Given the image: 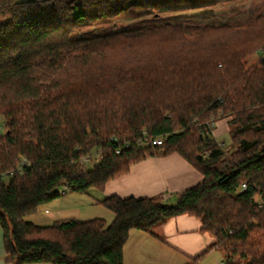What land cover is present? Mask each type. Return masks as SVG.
<instances>
[{"label": "trees", "instance_id": "trees-1", "mask_svg": "<svg viewBox=\"0 0 264 264\" xmlns=\"http://www.w3.org/2000/svg\"><path fill=\"white\" fill-rule=\"evenodd\" d=\"M241 1L0 0L6 262L125 264L132 230L154 235L157 225L188 214L215 241L187 264H201L215 249L223 251V264H264V14L242 27L207 23L195 37L169 22L77 35L82 24L135 8L161 16ZM254 53L257 62L245 67ZM216 115L231 117V153L213 136ZM145 130L164 143L138 145ZM169 154L202 174L174 204L112 194L97 199L113 213L110 222L27 220L64 193L93 196L133 164ZM86 155L101 158L88 167L81 162Z\"/></svg>", "mask_w": 264, "mask_h": 264}, {"label": "crops", "instance_id": "crops-1", "mask_svg": "<svg viewBox=\"0 0 264 264\" xmlns=\"http://www.w3.org/2000/svg\"><path fill=\"white\" fill-rule=\"evenodd\" d=\"M220 122L217 129L219 136L224 131V125H220ZM201 180L202 174L179 154L151 156L133 164L127 174L108 182L100 197L97 196L94 200L98 203L97 199L116 194L121 197L160 196L166 202H176L181 191L198 184ZM200 226L201 221L198 218L181 214L154 227V235L132 230L125 244L129 245L134 239L135 245L132 243L129 247L131 250L129 260L143 261L142 264H159L163 261H166V264H182L190 261L215 241L212 234L201 232ZM219 251L220 253L216 254ZM4 256L3 231L0 227V264H11L5 261ZM208 257V263L214 258H217L214 264L224 262V253L221 249L210 251L201 264H204ZM124 261L127 264L125 247Z\"/></svg>", "mask_w": 264, "mask_h": 264}, {"label": "rangeland", "instance_id": "rangeland-1", "mask_svg": "<svg viewBox=\"0 0 264 264\" xmlns=\"http://www.w3.org/2000/svg\"><path fill=\"white\" fill-rule=\"evenodd\" d=\"M261 13L264 14V0H242L241 2L235 4H224L209 10L190 11L179 14L172 13L161 16H149L142 13L140 8H135L132 9V11L125 12V14L114 20H100L94 24H82L77 35L85 36L105 34L135 25L169 22L173 24H181L186 28H189V35L195 37L197 34L196 31H198L197 28H200L207 23H226L237 27H242L252 22L255 17ZM258 58L259 53H254L247 57L244 61L245 67H250L251 65L255 64ZM219 116L220 115H216L212 120L215 124L212 133L213 136L217 138V141H219L220 144H223L224 150H226L228 153H231L235 150V146L231 142V130L233 128V124L230 123L231 117L221 118ZM5 122L6 119L0 116L1 132L5 131ZM219 122L220 125H224V131L222 132L221 136H219V133L217 132V129L219 128ZM92 158L93 160L90 163L85 164V166L92 167L94 165L96 159L95 157ZM92 194L94 197L76 192L64 193L60 198L54 199L53 201L42 205L38 212L27 217V220L37 225H51L58 219L75 218L84 221L101 217L110 222L114 216L113 213L105 206L96 203L94 200V198L97 196L100 197L101 192L94 190ZM167 203L174 204L175 202L172 201ZM133 241L134 239L129 242V245L125 246L127 264H142L143 261L131 262L129 260L131 251L129 247L132 243H134ZM219 253L220 251L216 254ZM208 261L209 257L205 260L204 264H214V261H217V258H214V260L212 259V261L209 263ZM189 262L190 261H186L182 264H187ZM159 264H166V261H163L162 263L160 262ZM237 264H244V261L237 260Z\"/></svg>", "mask_w": 264, "mask_h": 264}, {"label": "built area", "instance_id": "built-area-1", "mask_svg": "<svg viewBox=\"0 0 264 264\" xmlns=\"http://www.w3.org/2000/svg\"><path fill=\"white\" fill-rule=\"evenodd\" d=\"M215 124L212 121L211 126L213 127ZM1 132V129H0ZM164 143V137L163 136H151L147 134L146 130L144 131V136L138 140V145H153V146H160ZM129 144V142H127ZM95 157L96 161L101 158V155L93 156ZM93 160L91 155H86L81 159V162L85 165L87 163H90ZM19 173H23V167H18ZM12 173V172H11ZM245 186V185H244Z\"/></svg>", "mask_w": 264, "mask_h": 264}]
</instances>
